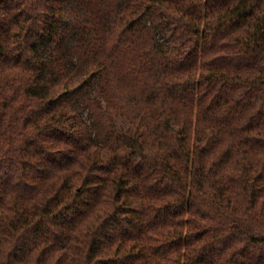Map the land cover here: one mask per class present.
<instances>
[{
    "label": "trees",
    "instance_id": "1",
    "mask_svg": "<svg viewBox=\"0 0 264 264\" xmlns=\"http://www.w3.org/2000/svg\"><path fill=\"white\" fill-rule=\"evenodd\" d=\"M0 264H264V0H0Z\"/></svg>",
    "mask_w": 264,
    "mask_h": 264
}]
</instances>
